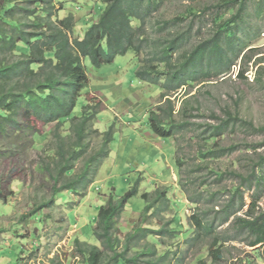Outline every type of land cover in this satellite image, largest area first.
Here are the masks:
<instances>
[{
	"label": "rangeland",
	"instance_id": "rangeland-1",
	"mask_svg": "<svg viewBox=\"0 0 264 264\" xmlns=\"http://www.w3.org/2000/svg\"><path fill=\"white\" fill-rule=\"evenodd\" d=\"M210 2L168 0L165 9L154 13L148 22L149 33L152 24L155 32L152 34L159 38L161 30L157 22L163 18L172 19L176 13L185 14L188 6L201 11L199 18L193 20L185 16L184 22L167 30L166 34L170 38L176 32L177 35L181 33L186 41L185 46L176 52V62L196 45L219 33V22L218 29L213 23L217 12L218 18L229 19L238 8V4H233L231 8L216 9L217 2ZM53 5L58 18L74 16V37H83L87 29L98 21L104 8L103 0H54ZM246 6L244 17L236 29V57L230 71L222 73L206 59L203 71L192 85L170 93L169 98L173 101L176 114L183 108L184 100H188L186 107L191 111L185 114L196 124H217L211 118L217 115L226 119L225 111L253 123L255 131L239 123L229 129L220 143L224 147L240 143L262 144L259 152L263 153L264 0H246ZM190 25L193 27L191 34ZM221 41L222 48L226 50V39L223 37ZM143 57L140 56L141 59ZM87 62L90 82L84 94L89 93L101 101L98 109L100 113L94 121V130L100 133L90 136L92 151L90 149L85 160L78 163L76 171L80 172L84 168L90 154L102 149L104 134L110 132L112 140L107 146L108 154L100 163L92 165L88 179L93 182L85 192L78 194L65 190L55 195V183L44 167V162H50L54 156L50 151L52 147L48 148V145L55 124L43 126L20 116L18 128L11 126L5 132H0V264H85L78 252L76 240L102 250L100 241L94 235L99 209L114 190L118 196H124L138 181L140 193L128 201L118 221V228L123 230L120 237L122 241L135 228H140L152 236L143 238L140 235L136 244L144 247L149 242L163 243V250H173L172 258H177V263L264 264V245L251 248L240 242L225 243L222 261L214 263L209 258L207 248L198 246L192 249L186 244L192 234L189 218L196 206L187 199L183 188L199 200L198 207L203 217L209 220L220 218L213 212L210 194L223 188L226 193L217 196L215 202L226 206L230 198L229 191L241 182L234 171L240 170L243 174L249 172L256 160L252 152L243 149L241 153L210 164L218 173H226L220 185L215 174L199 167L201 160L197 157L198 149L203 145L199 139L207 137L205 129L199 126L185 128L175 139H161L154 135L153 138L147 137L146 134L151 132L149 116L157 110L166 90L163 89L164 81L156 86L136 79V70L140 66L137 54L130 51L125 56H118L112 64L100 68H93ZM242 69L245 72L240 75ZM188 93L190 95L186 97ZM80 101H84V98ZM82 105L77 107V115L81 113ZM175 118L177 121L182 119L179 115H175ZM27 122L32 127H28ZM65 127L68 128V124ZM33 128H37L39 134ZM177 148L185 164L181 167L183 186L179 183L175 165ZM60 187L59 184L57 188ZM155 188L168 191L172 209L164 211V205H160L157 209L162 210L143 215L146 203L141 199V194L152 192ZM254 192L253 189L245 193V207L238 213L239 216H244L249 210ZM257 197L256 212H264V185ZM174 218L179 219V225H169ZM231 222L218 229V232L225 233L222 237L231 234L248 242L247 235L233 230ZM164 226L177 232L175 238L164 239L157 235ZM132 256L131 253L129 257Z\"/></svg>",
	"mask_w": 264,
	"mask_h": 264
},
{
	"label": "trees",
	"instance_id": "trees-1",
	"mask_svg": "<svg viewBox=\"0 0 264 264\" xmlns=\"http://www.w3.org/2000/svg\"><path fill=\"white\" fill-rule=\"evenodd\" d=\"M53 1L0 0V132H5L11 126L18 128L20 116L43 126L55 124L50 133L51 143L48 145V148L52 147L50 151L54 156L50 162H44L46 171L55 183V195L65 190L78 194L85 192L87 186L93 182L88 179L92 165L106 158L107 146L112 140L111 133H105L102 149L98 153L90 154L84 168L80 172L76 171L78 163L85 160L90 149L92 151L90 136L100 133L94 130V121L100 113L98 109L101 101L89 93L84 94L90 82L87 61L93 68H100L112 64L118 56H125L132 51L137 54L140 62L136 70L138 81L156 86L162 81L165 82L163 89L166 92L162 94L157 110L151 112L148 121L149 128L156 137L175 139L185 128L199 126L205 129L207 137L199 139L203 144L198 149L197 157L201 160L199 167L215 174L220 185L226 173H218L210 167L211 163L241 153L243 149L252 152L256 157L254 166L246 174L240 170L234 171V175L241 182L229 191L230 198L226 206L215 202L217 196L226 193L223 188L210 194L213 212L221 216L220 218L209 220L203 217L204 214L198 207L199 200L190 196L183 188L187 199L196 206L189 218L192 234L186 244L192 249L198 246L207 248L209 258L214 263L222 261L225 243L240 242L251 248L263 246L264 212L258 213L255 209L258 192L264 185V152H259L262 144L257 146L240 143L224 147L220 143L229 129L239 123L253 131L256 130L255 126L229 111H225L226 119L217 115L211 118L217 124H196L185 114L191 111L186 107L188 100H184L183 108L176 114L173 101L169 98L170 93L192 85L203 71L206 59H209L211 66L222 70V73L230 71L236 57V29L246 12V0H209L210 3L217 2L216 9L231 8L233 4H238V8L229 19L218 18L217 12L213 23L218 29L219 22V33L196 45L177 62L176 52L185 46L186 41L181 33L177 35L175 32L171 38L166 33L168 29L175 28L176 24L184 22L185 16L193 20L199 18L201 11L194 6H188L185 14L176 13L172 19L163 18L157 22L161 36L156 38L152 34L155 33L154 26L150 24L149 33L147 25L154 13L165 9L168 0H103L104 8L98 21L87 29L83 37H74V16L58 18ZM192 29L190 25L189 34ZM223 37L226 39V50L222 48ZM141 55L144 56L142 59ZM244 72L245 69H242L240 75ZM189 95L190 93L185 96ZM81 98L84 101L79 102ZM80 105L82 111L77 115V107ZM175 115H179L181 121H177ZM67 124L68 128L65 127ZM27 125L32 127L29 122ZM33 129L39 134L37 128ZM179 151L177 148L175 165L178 168L179 183L183 186L181 167L185 164L179 157ZM139 182L124 196H118L114 190L99 209L94 235L100 241L102 250L98 246H89L86 242L76 240L78 252L84 258L85 264H182L176 262L177 258H172L174 252L171 248L163 250V243L149 242L144 247L136 244L137 239L152 236L147 230L135 228L127 235V239H120L123 230L118 228V221L128 201L140 193ZM59 184L61 187L57 188ZM253 189L255 192L251 196L249 210L244 216H239L238 213L245 207V193ZM141 199L146 203L143 215L162 210L157 209L160 205H164V211L172 209L168 191L165 189L155 188L152 192H143ZM207 203L210 204L209 201ZM230 220L233 230L246 234L248 242L231 234L222 237L225 233L218 232V229ZM175 223L179 225V219L174 218L169 225ZM167 226L161 228L157 235L164 239L175 238L177 232ZM131 253L133 256L129 257Z\"/></svg>",
	"mask_w": 264,
	"mask_h": 264
},
{
	"label": "crops",
	"instance_id": "crops-1",
	"mask_svg": "<svg viewBox=\"0 0 264 264\" xmlns=\"http://www.w3.org/2000/svg\"><path fill=\"white\" fill-rule=\"evenodd\" d=\"M146 135L148 138H153L155 136L152 132H148ZM153 141H155V140H153Z\"/></svg>",
	"mask_w": 264,
	"mask_h": 264
}]
</instances>
